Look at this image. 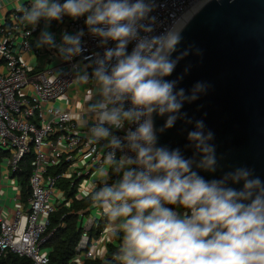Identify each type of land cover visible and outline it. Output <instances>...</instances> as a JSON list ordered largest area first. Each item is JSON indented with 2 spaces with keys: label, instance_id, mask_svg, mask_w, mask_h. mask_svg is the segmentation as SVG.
Returning a JSON list of instances; mask_svg holds the SVG:
<instances>
[{
  "label": "clouds",
  "instance_id": "obj_1",
  "mask_svg": "<svg viewBox=\"0 0 264 264\" xmlns=\"http://www.w3.org/2000/svg\"><path fill=\"white\" fill-rule=\"evenodd\" d=\"M156 7V0L17 5L21 21L40 29L37 48L55 49L64 62L83 56L94 65L98 88L77 123L88 129L90 146L107 151L83 197L105 218V240L120 241L115 264H264V178L246 164L222 170L214 132L183 111L210 85L197 81L186 90L178 87L183 74L166 79L192 46L179 49L183 29L175 23L154 34ZM65 17L83 18L85 27L65 29L57 41L50 29ZM86 33L102 53L85 55ZM77 80H89L86 69ZM177 122L186 126V143L161 144L160 135ZM107 254L105 246L99 257Z\"/></svg>",
  "mask_w": 264,
  "mask_h": 264
},
{
  "label": "built area",
  "instance_id": "obj_2",
  "mask_svg": "<svg viewBox=\"0 0 264 264\" xmlns=\"http://www.w3.org/2000/svg\"><path fill=\"white\" fill-rule=\"evenodd\" d=\"M11 1L12 9L0 24V184L5 188V192L0 189V257L11 253L27 257L35 264H47L50 249L44 246L47 238L44 234L49 218L59 206H69L72 200H66L61 181H69L70 187L77 182L73 199H87L83 197L85 186H80V182L82 178L93 181L107 148L90 146L88 129L77 123L79 115L87 109V97L93 96L98 88L92 77L94 65L83 56L64 62L55 49L37 48L40 29L33 30L32 25L22 22L23 13L17 8L18 4L29 6L31 0ZM208 1L156 0L153 15L158 20L154 34L172 23L182 28L189 20L188 15ZM2 8L0 2V10ZM82 27H85L83 18L73 21L65 17L63 24L53 22L50 30L59 41L65 29L74 32ZM85 39L88 49L85 55L102 53L94 37L86 33ZM131 47L129 45V50ZM32 51L37 60L31 67V56L26 58V54ZM41 56H45L43 66L39 62ZM54 60L58 63L50 67ZM85 69L89 80L78 81L77 75ZM63 95L68 97L65 109L57 105V99ZM89 123H94V119ZM28 165L29 193L24 198L19 179ZM110 175L116 179L114 172L110 171ZM7 178L13 180L12 184L5 183ZM82 211H76L81 234L69 264L103 262L106 256L100 258L91 246L103 249L111 244L118 251L120 241L107 242L105 226L97 230L103 215L84 216ZM4 213L11 214L9 221L3 218ZM93 237L96 240L92 244ZM113 254L111 260L115 264Z\"/></svg>",
  "mask_w": 264,
  "mask_h": 264
},
{
  "label": "water",
  "instance_id": "obj_3",
  "mask_svg": "<svg viewBox=\"0 0 264 264\" xmlns=\"http://www.w3.org/2000/svg\"><path fill=\"white\" fill-rule=\"evenodd\" d=\"M182 29L179 49L192 50L166 79L183 74L178 87L186 90L197 81L210 85L183 111L203 119L214 132L222 170L246 164L264 178V0H210ZM44 58H39L40 66ZM162 123V118L156 120L157 127ZM185 129L177 122L159 142L183 147Z\"/></svg>",
  "mask_w": 264,
  "mask_h": 264
},
{
  "label": "trees",
  "instance_id": "obj_4",
  "mask_svg": "<svg viewBox=\"0 0 264 264\" xmlns=\"http://www.w3.org/2000/svg\"><path fill=\"white\" fill-rule=\"evenodd\" d=\"M30 165L24 170L19 179V183L23 192L24 198L29 193L28 174ZM60 186L65 189L66 200H71L69 206H61L56 212L50 216V224L44 234L47 237L44 246L50 249L48 254L47 264H69L74 253L76 245L80 238V228H78V218L76 211L86 208L90 202L88 199L74 200L73 196L76 192L77 182L70 187L69 181H61ZM106 224L105 218H101L98 223L97 230H101ZM108 254L105 261L93 260L88 261L86 264H113L111 256L117 252L115 248L109 244L107 246ZM0 264H35L31 259L18 256L16 254H7L0 257Z\"/></svg>",
  "mask_w": 264,
  "mask_h": 264
},
{
  "label": "rangeland",
  "instance_id": "obj_5",
  "mask_svg": "<svg viewBox=\"0 0 264 264\" xmlns=\"http://www.w3.org/2000/svg\"><path fill=\"white\" fill-rule=\"evenodd\" d=\"M31 56V67L35 64V62H36V60H37V56L35 55V53L32 51V52H30V53H28V54H26V58H29ZM58 63V60H54L53 62H51L50 63V67H53V66H56V64ZM85 66L86 65H83V68H85ZM23 92H24V89L22 90ZM70 93H72V90H70ZM67 100H68V97L66 96V95H63V96H61L60 98H58L57 99V105L59 106V108H66L67 106H65V104H66V102H67ZM5 159H7V158H5ZM3 168L5 167V166H3V165H1ZM12 182H13V180H11V179H6V181H5V183L6 184H12ZM90 183V181L88 180V179H84L82 182H81V184L80 185H82V186H87L88 184ZM0 203H2V202H0ZM13 206H14V204H13ZM178 211H180L181 209H177ZM3 218L5 219V220H7V221H9L10 220V218H11V214H6V213H4L3 214ZM96 240V238L95 237H93L92 238V244H93V242ZM49 248H47V250H48ZM91 250L92 251H94V252H96V254H98L99 255V253H100V251H102L103 249L101 248V247H97L96 245H92L91 246Z\"/></svg>",
  "mask_w": 264,
  "mask_h": 264
},
{
  "label": "crops",
  "instance_id": "obj_6",
  "mask_svg": "<svg viewBox=\"0 0 264 264\" xmlns=\"http://www.w3.org/2000/svg\"><path fill=\"white\" fill-rule=\"evenodd\" d=\"M0 2L2 4V6H3V8L0 10V24H1L3 22V18L6 16V14L9 13V10L12 9V3L13 2L11 0H0ZM84 179H87V178H82L81 182ZM81 182H80V184H81ZM0 189L3 192H5V188H1V184H0ZM59 207H61V206H59ZM82 212L84 213V216H89V215L95 214L96 217H99V216L102 215L100 210L91 208V206H87L86 208H83ZM114 241L116 242L117 240H114Z\"/></svg>",
  "mask_w": 264,
  "mask_h": 264
},
{
  "label": "bare ground",
  "instance_id": "obj_7",
  "mask_svg": "<svg viewBox=\"0 0 264 264\" xmlns=\"http://www.w3.org/2000/svg\"><path fill=\"white\" fill-rule=\"evenodd\" d=\"M193 14H194V12L190 13V14L188 15V18H187V19H190V18L192 17Z\"/></svg>",
  "mask_w": 264,
  "mask_h": 264
}]
</instances>
